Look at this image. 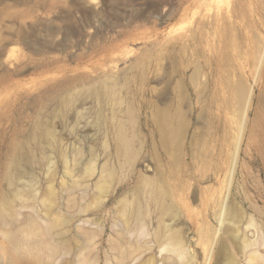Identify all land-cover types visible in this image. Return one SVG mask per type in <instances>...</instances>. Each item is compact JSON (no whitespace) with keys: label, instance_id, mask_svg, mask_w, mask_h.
<instances>
[{"label":"rangeland","instance_id":"rangeland-1","mask_svg":"<svg viewBox=\"0 0 264 264\" xmlns=\"http://www.w3.org/2000/svg\"><path fill=\"white\" fill-rule=\"evenodd\" d=\"M112 86L124 105L105 97ZM127 105L137 117L143 153L134 175L108 203L111 214L117 200L133 201L138 180L152 177L158 160L169 170V183H178V155L175 165L190 168L191 190L213 185L225 193L210 264L229 258L248 264L240 252L243 238L264 237V0H0V256L12 255L1 223L3 204L10 201L25 229L55 215L76 220L74 225L89 220V231L101 219L106 226L95 247L71 227L64 237L70 247L56 252L33 251L36 245L26 235L30 253L17 264H83L84 258L150 264L149 245H139L135 226H117L114 233L112 216L81 212L94 188L83 193L73 185L88 162L117 167L112 116L114 124L121 121ZM163 108L180 112L181 141L160 133L157 113ZM48 134L58 138L57 146ZM61 152L74 171L71 179L63 178ZM48 187L57 203L46 215L40 200ZM30 189L34 201L25 202ZM15 190L24 196L15 198ZM193 192L189 204L197 208ZM31 204L34 210L26 208ZM229 208L236 221L221 224ZM228 223L235 226L231 234L224 229ZM181 225L194 246L192 229ZM119 232L127 233L118 237ZM195 250L196 263L204 264L202 248Z\"/></svg>","mask_w":264,"mask_h":264},{"label":"bare ground","instance_id":"bare-ground-1","mask_svg":"<svg viewBox=\"0 0 264 264\" xmlns=\"http://www.w3.org/2000/svg\"><path fill=\"white\" fill-rule=\"evenodd\" d=\"M194 76L195 73L192 75V78H194ZM116 90L117 89H115L114 86L107 87L105 97L108 98L113 105L122 106L125 104V101L118 95L117 91L119 89ZM127 106L125 107V117L121 121L114 124V113L112 116L113 134L115 136V154L118 162L117 167L105 162L97 168L95 164L96 161H93V163L88 162L81 168L80 179L77 181L74 180L73 182V185L76 188L77 186L82 188L83 193L87 191V188L90 187V185H93L94 188L92 201L85 205L81 209V212H100L104 213V215L108 214L112 216L111 218L113 219V222L111 223V228L113 231L117 226L123 228L125 231H129L131 230V226L134 225L139 245H149L151 256L148 261L150 264H156L158 262L160 264H197L196 262L199 253L195 249H197L198 246L202 248L204 264H210L212 260L210 250L214 242L213 236L217 232L216 222L220 223L222 217L221 211L223 208L225 193L220 195L222 191L220 190V192H216L213 185H207V187L195 186V190H191V187L193 188L194 186L190 183L192 178L190 168L188 166V169L186 168L184 171L183 168L181 169V166L175 165L181 161H176V159H180L178 155H176L175 160L173 159V161H175L173 164L176 166V170H180V175L177 177L178 183L172 185L169 183L168 178L171 177L169 170H164V167L161 169L160 167L163 165L159 163L158 160V168L155 169L153 176L142 177L138 180L133 201H129L126 196H124L125 199L121 198L120 200H117V204L119 205L117 206L118 210L111 214L112 210L108 208V203L115 202L116 199L113 200V198L116 195L118 186L134 175V172H136V165L143 153L144 144L143 140L139 137V123L137 117L133 109L130 106ZM170 109H164L162 111L158 110V118L161 120L157 119V121H159L158 123L161 122V124H158L159 128L161 125V130L159 129L161 132H159L163 133L162 135L163 137L165 136L164 138L166 139H178L179 141L185 133V128L182 127L183 123L181 122L182 116L180 119V112L178 110L172 111ZM184 118L185 116L183 117V120ZM47 136L51 146L55 147L58 145V138L55 135L48 134ZM162 140L161 137V143ZM167 142L169 143V141ZM179 143L176 141L175 144L178 145L174 146L180 147ZM153 145H155V143H153ZM103 146L107 149L108 142L106 139L103 142ZM169 146L170 145H168L166 151L167 153H170L168 151ZM155 147L156 146H154L153 149ZM178 147L176 150H178ZM166 148L167 146L165 147V150ZM153 151L156 152V150ZM158 153L159 152H157V154ZM175 153L176 152H174V155ZM58 156H60L63 161V178H73L74 171L70 168V161L67 158V155L64 152H61L58 153ZM155 156L157 159L158 155ZM76 164L80 165V163ZM147 169L149 170L148 167ZM175 176L176 175H174V177ZM64 182L65 181H62V183ZM46 189H48L46 194L47 197L44 195V199H41L40 203L43 205L44 212L47 215L51 213V210L57 203V194L53 187H48ZM32 191L33 190L29 191V197L23 199V201H34ZM193 191H196L199 198V206L197 208H192L189 204V195H193ZM14 195L15 198L19 197V199L24 196L19 190H15ZM67 201L71 202V200ZM3 207L2 214L6 213V217L1 221L2 226L4 227L2 234L4 233L6 240L10 243L12 248V255H8V257L5 258V255L7 254L4 253L0 256V260L5 264H17V258L19 256L24 253H30V248L28 249L29 251H25L26 247H24V238L26 235L30 236V242L36 245L32 246L33 251H37V249L38 251H42L47 248L44 252L48 251V249L56 252L70 247L69 239L64 240V237L70 234V228L73 226L77 231L84 233L85 238L89 243H93L94 247L100 244V238L106 230V226L102 223V219L95 224L96 228L94 230L89 231L85 229V225L91 224V221L85 220L81 225H74L77 221H72V219H68L65 215H55V218L51 221H44L43 226H40L35 222L25 229L20 227V225L23 224L16 219L18 214L14 210L11 202L5 201ZM32 207V204L31 206H26V208L33 209ZM46 218L50 219L48 216ZM225 220L232 223L236 221L235 212L231 208H229L228 211H225L224 219L221 221V224ZM183 223H186V225L190 227V231L192 229V233L196 237V239H194V246L193 243L187 241V233L180 227ZM57 229H60L59 234L55 233ZM224 229L226 233L231 234V230L233 229L234 232L235 226H230L228 223ZM115 232L116 230L114 233ZM126 233L127 232H119L117 233V236L121 237ZM54 234L57 238L53 237ZM111 236L110 240H112ZM252 236L254 235L252 234ZM147 237L150 239L147 240ZM48 244L50 246L49 248ZM191 247H194V253L188 256L187 249ZM223 249L224 251L222 250V252L225 254V257H227V255H229L227 251L229 252V250L227 247H223ZM240 252L244 255V261L246 263L264 264V237H260L253 241H247L246 238H243L242 243L240 244ZM157 254H159V259H157ZM92 260L94 264H96V260L91 258H84L82 262L83 264H90L92 263ZM224 264L238 263L229 258L227 263Z\"/></svg>","mask_w":264,"mask_h":264}]
</instances>
